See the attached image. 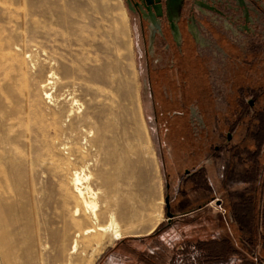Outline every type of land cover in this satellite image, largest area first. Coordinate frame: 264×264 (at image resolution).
<instances>
[{
    "label": "rangeland",
    "instance_id": "374dc122",
    "mask_svg": "<svg viewBox=\"0 0 264 264\" xmlns=\"http://www.w3.org/2000/svg\"><path fill=\"white\" fill-rule=\"evenodd\" d=\"M197 1L187 0L183 18L195 17L200 37L208 41L195 43L192 39L177 47L168 36L165 41L170 46L152 32L143 38L125 0H0V37L12 48H21L17 51L21 59L25 52L34 59L43 58L47 50L55 63L44 68L36 62L35 69L31 58L17 64L0 59V96L20 95L28 79L32 98L38 100L41 80L53 67L54 93L76 87L79 110L97 115L99 127L89 125L94 132L90 139L103 137L101 158L108 159L110 167L118 163L129 167L136 217H148L154 210L162 215L152 233L108 238L94 252L97 233L83 235L79 251L72 254V264H264V0H245L244 9L235 0H207L210 8ZM213 28L231 35L229 43L243 48L244 53L242 58L235 53L224 56L219 50L213 53L217 60L216 95L204 105L218 114L206 150L214 163L200 170L205 172L199 176L204 178L199 181L204 189L188 190V195L180 187L186 166L181 162L184 151L176 140L181 133L175 130L178 121L174 112L186 106L178 99L177 68L192 60L190 74L184 70L181 75L204 81L208 75L204 55L216 48ZM194 45L200 57L195 63ZM237 59H245L244 65ZM197 85L203 88V84ZM31 120L38 117L32 115ZM35 144L40 153L46 151L40 142ZM32 149L13 145L2 156H22L23 179L30 172L27 162ZM85 164L81 160L76 168ZM220 172H227L229 178L227 192L221 194L215 179ZM69 174L63 177L65 183ZM21 182L16 176L9 179L19 191L14 193L16 198H21ZM48 188L45 185L46 192ZM117 198L114 195L112 202ZM179 200L180 207L194 209L192 215L175 217ZM200 205L203 211L197 212ZM69 222L61 241L47 240V264L67 258L75 232L87 226L85 219ZM59 245L64 254L54 250ZM25 253L24 246L17 250L18 262Z\"/></svg>",
    "mask_w": 264,
    "mask_h": 264
},
{
    "label": "bare ground",
    "instance_id": "6f19581e",
    "mask_svg": "<svg viewBox=\"0 0 264 264\" xmlns=\"http://www.w3.org/2000/svg\"><path fill=\"white\" fill-rule=\"evenodd\" d=\"M15 46L12 48L6 38L0 37V59L17 64L31 58L35 69L36 62L44 68L55 64L47 50L43 51L47 55L43 58L38 54L34 59L25 52L21 59L17 52L21 48ZM53 69L51 67L41 80L42 93L38 100L32 98L28 79L21 86L20 95L0 96V264H47L44 253L49 244L47 240L61 241L70 227V219H85L87 226L75 232L67 258L56 264H72V254L79 251L83 235L97 233L94 252L108 238L120 240L126 235L152 233L162 217L157 210L148 217H136L134 197L129 190V167L122 163L110 167L108 159L101 158L103 137L90 139L94 132L89 125H98L97 115L79 110L77 106H81V102L75 97L76 87L54 93L56 73ZM32 115L38 120L32 121ZM36 142L46 151L40 153ZM13 145L33 147L29 151L27 179H23L22 156L16 157L18 161L2 157ZM81 160L85 161V166L76 168ZM91 165L95 166L93 170H90ZM68 172L71 175L65 183L63 177ZM13 176L23 181L21 198L15 197L14 193L19 191L9 184ZM124 179L128 182L124 183ZM45 185L50 186L48 192ZM114 195L118 196L116 203L112 202ZM61 224L63 228L58 229ZM22 246L26 247V253L23 261L18 262L17 250ZM55 249L64 254L63 246Z\"/></svg>",
    "mask_w": 264,
    "mask_h": 264
},
{
    "label": "crops",
    "instance_id": "0c3cea01",
    "mask_svg": "<svg viewBox=\"0 0 264 264\" xmlns=\"http://www.w3.org/2000/svg\"><path fill=\"white\" fill-rule=\"evenodd\" d=\"M200 32L201 30L196 33L194 42L196 43L203 41L204 43H207L208 40H206L205 38L202 39L200 37ZM211 36L215 40V47L217 49H213L211 53H208L209 55H204V68L207 71L208 75L203 82L197 81L196 79L195 81H192V77L189 75L191 69L193 68V65L190 66L192 60L188 61L187 63H182L181 66L177 68L179 72L177 79V94L179 97L178 99L181 101L184 100L186 106H184L185 104H183L184 102H182L183 105H181L177 109V111L174 112L175 114H177L178 121L177 125H175L176 123L174 125L176 128L175 130L181 133L178 134L176 140L178 142L177 145H180V147L184 151L181 162L186 166L185 173L183 174L184 181L181 183L180 187L182 186L181 188L185 190L188 195V190H198L199 188L204 189L201 182H199L200 179L204 180V178L199 176L201 174L204 175L205 172H200V170L207 169L210 164L214 163V158L207 154L206 150L211 145L213 132L216 131V120H214V118L217 119L218 114L214 111L211 113V110L206 109L204 105L206 101L209 103V100L213 99V95H216L215 84L218 83V80L214 75V69L217 66V60L213 53L214 51L219 50L224 56L229 57H231V55L235 53L234 55L237 58H242L244 53L243 48H235L236 46L234 47L233 44L229 43L231 41V39H229V36L231 35H229L227 32L213 28L211 29ZM189 50L190 49H188V51ZM192 52L194 54L193 63H195L196 57H199V55H197V52H199V50L196 49V45H194ZM235 61H239V63H241L240 66H243L245 59H237ZM184 70L189 74L181 75L182 73H184ZM234 78L237 81L239 77L235 76ZM197 84H203V88L201 86H198ZM215 179L218 180L219 183V193L221 194L222 190L224 192H227L229 182L227 172H225L224 174L220 172L219 177H216ZM179 181H181V179ZM256 188L258 187L256 186ZM217 202L219 203V201ZM180 205L181 203L179 200L177 212L174 213L175 217L177 216V218L179 219H184L187 216L193 214V208L180 207ZM196 211L202 212L203 205H200L198 209H196Z\"/></svg>",
    "mask_w": 264,
    "mask_h": 264
},
{
    "label": "flooded vegetation",
    "instance_id": "af4514ba",
    "mask_svg": "<svg viewBox=\"0 0 264 264\" xmlns=\"http://www.w3.org/2000/svg\"><path fill=\"white\" fill-rule=\"evenodd\" d=\"M125 2L131 16L138 21L145 39L148 36L147 32H152L153 36L160 35L164 41L166 36L171 37V42L180 47L194 40L196 33L200 30L195 23V17L188 15V21L185 17L183 18L182 8L187 0H125ZM197 2L205 8L211 7L207 0ZM235 4L242 9L246 7L245 0H235ZM245 15L247 16L248 12ZM165 43L170 46V43L166 41Z\"/></svg>",
    "mask_w": 264,
    "mask_h": 264
},
{
    "label": "water",
    "instance_id": "95a60500",
    "mask_svg": "<svg viewBox=\"0 0 264 264\" xmlns=\"http://www.w3.org/2000/svg\"><path fill=\"white\" fill-rule=\"evenodd\" d=\"M243 1H244V0H243ZM166 202H167V206H169V198H168V197L166 198ZM168 215H169V216H172V213L169 212Z\"/></svg>",
    "mask_w": 264,
    "mask_h": 264
}]
</instances>
